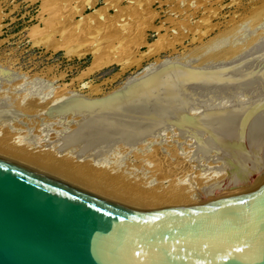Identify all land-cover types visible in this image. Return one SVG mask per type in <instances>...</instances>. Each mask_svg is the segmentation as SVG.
Wrapping results in <instances>:
<instances>
[{
  "label": "rangeland",
  "instance_id": "1",
  "mask_svg": "<svg viewBox=\"0 0 264 264\" xmlns=\"http://www.w3.org/2000/svg\"><path fill=\"white\" fill-rule=\"evenodd\" d=\"M93 27H98L99 31L93 32L91 30ZM262 36H264V0H90L87 2L84 0H0V92L5 91L4 95L0 97V147L18 149V151L27 153L32 156L31 158L37 159L41 164H46L50 170L55 169L58 173L69 172L73 176L72 180L69 179L65 182L105 198L107 197L101 193V188L110 189L114 193L123 191L134 196H140L143 189L154 191L153 188L157 186L154 183L157 180V173H153L150 177L149 174H142L140 168L131 165L134 163L131 160H134L135 151L125 156L126 161L117 159L115 153L121 151L125 143L135 142L139 148L144 149L150 144L159 142L160 140L154 137L146 139L148 137L144 138L145 136L125 142L120 136L130 131L148 129L147 126L151 127L152 125L153 127L155 123L157 124L152 119L154 114L157 115L159 111L163 112L168 107L174 108V110L172 109L174 112H179L177 110L179 109L184 114L183 108L186 106L184 107L182 102L183 92L179 98L177 90H175L176 92H169L164 87L162 88L163 91L166 90V92H162V95L168 94L167 98L173 101V107L163 104L164 106L161 105L157 106L156 109L148 110L138 107L139 105L135 109L129 104V109H135H132L133 112L148 113L146 116L149 118L145 116L143 122L140 116L144 115H140L132 121L129 118L120 120L96 117L95 113L97 112L90 114V117H87V113L85 116L77 113L55 115V113L49 112V108L74 100L108 99L107 101H109L129 85L144 78L154 79L151 77L156 76L162 67L176 64L188 66L194 71L205 69V71L214 72L212 77L218 79L214 81L217 82L218 86L207 84L194 88L189 108L196 111L195 113H202L209 106L213 109L220 106L214 102L219 97V93L222 92L224 94L226 92L231 101L241 91H243L244 96L246 93L247 95L248 93L254 95L250 94L246 96L247 98L245 97L248 101L252 100L251 103L247 102L251 106L246 104V100H242V103L241 101L231 103L232 108L229 103H227L229 105L226 104L227 109L231 108L232 111L236 112L239 119L237 121V124L240 125L239 129L241 132L245 131L244 134L241 133L243 135L236 134L238 136L234 135L227 138L222 134H212V136L208 132V134H202L200 133L201 125L200 127L189 126L186 128V132L191 131L189 134L197 135L196 138L198 139L204 138L203 141H201L202 139L198 141L187 134L186 137L179 134L182 137H179L181 139L178 141L180 145L178 143V146L174 147V150H179V152L173 153L178 159L189 163V170L185 172L186 177L182 182L163 181L159 188L170 190L172 187H181L185 182L193 180H197L201 184L207 181L209 185L221 183L230 184L229 187H234L231 185L238 184L237 181L242 180L241 169L243 167H246L242 171L247 175H244L246 180L242 182H251L256 177H261L258 176L259 174H264L260 169L263 168L262 171L264 170V161L261 159L264 157V134H262L264 133V125L263 128H256V125L253 124L257 119L251 117L249 119L248 117V113L251 111H255L258 116L264 117V53H262V51L264 52V45H262L264 44V37L257 38ZM218 40H224V43L213 46V43ZM250 40H254L253 43L256 47L249 43ZM256 42L261 43L260 48L262 50L258 48L259 45ZM256 49L258 50L256 51ZM259 55L263 56L259 57ZM257 67L258 69H256ZM160 68L161 70H159ZM221 79L225 81L223 82ZM169 81L170 79H167L166 83ZM173 85L175 84L173 83ZM28 88H30L29 91L32 90L31 88L34 91L32 90L28 96L23 95L26 94ZM52 88L59 92L56 95L43 96ZM28 92L27 94L30 93ZM256 92L258 94L260 92L259 97L256 96ZM176 93L178 96H175ZM186 93L185 95H187ZM254 96V100L251 99ZM172 97L177 99V102ZM178 104L180 105L178 106ZM234 105L235 107H233ZM237 105L242 106L239 107L240 112H238ZM252 105L254 106L252 107ZM22 106L30 108L29 111L26 109L25 112L27 113H25L23 108L21 109ZM189 108L188 111L192 112ZM199 108L201 109L200 112L197 111ZM17 111H19V115H17ZM221 112L212 117H217ZM34 113L42 114L36 117L40 120L36 119L40 128H32V125H28L31 119L28 120L26 115ZM23 115L25 119L20 120H23V124L28 125L29 128L23 124L20 126L16 124L17 121H20L17 119L23 118ZM15 116L16 119L14 120ZM44 117L55 120V124L51 126L52 123L44 121ZM26 120H28L27 124L24 123ZM214 120L216 119L214 118ZM100 121L101 123L98 125ZM216 123L213 122V125ZM86 126H94L96 127L94 129L100 130L96 133L97 137L93 131L90 132L95 138L85 132L81 136L80 142L77 140L71 147L68 146L69 143L66 139L68 135L75 134L79 129H84ZM190 127L193 128L190 130ZM246 127H248L247 130ZM41 130V133L38 132ZM45 131L49 135L51 132L54 133L53 139L57 138V142L45 141ZM33 132L39 137H34L35 133ZM198 132L200 134H197ZM250 135L253 139H250ZM177 136L175 138L169 137L166 140L175 143ZM231 137H234V140ZM210 139L211 141H209ZM244 139L248 141L246 142ZM212 141H214L213 145L211 144ZM252 141L256 143L255 147L253 146L254 152H250L253 149L250 146ZM208 142L211 147L219 143L222 151L219 152L214 148L218 146L219 149V145L212 148L208 147ZM223 142H228L231 145ZM222 143L227 146H223ZM181 144L185 146H181ZM195 145L199 151H202L200 148H204L202 154L207 156V159L203 156L205 160L197 161L196 153L198 152H194L197 150ZM232 147L234 150L238 148L237 154L234 150L232 153H235H230L229 149H233ZM109 148L111 149L109 150ZM127 148L131 151L130 147L125 146V149ZM226 148L228 149L226 150ZM214 149L220 154H217L218 152ZM257 149L262 154L259 151L257 153ZM103 150L105 151L103 152ZM106 150H109L108 152H111V156H113V159L108 163L103 161ZM247 150L250 153L245 155ZM185 151L188 153L181 154ZM238 154L240 155L237 158ZM242 155L245 156V159ZM0 156L9 158L4 154H0ZM173 158L171 156L168 159ZM254 158L255 160H253ZM10 159L23 163L11 157ZM128 160L131 163H127ZM259 161L263 164L262 167ZM135 163L138 164L137 161ZM23 164L42 173H48L53 177L58 176L48 169L45 171L27 163ZM247 167H251L252 170H247ZM251 171L255 172L252 173ZM251 174L252 176H250ZM80 182L86 185H82ZM92 185H98V190H94ZM197 191H190V194H195ZM111 200L116 201L115 199ZM131 206L151 210L144 205ZM152 210L158 211L157 209Z\"/></svg>",
  "mask_w": 264,
  "mask_h": 264
},
{
  "label": "water",
  "instance_id": "2",
  "mask_svg": "<svg viewBox=\"0 0 264 264\" xmlns=\"http://www.w3.org/2000/svg\"><path fill=\"white\" fill-rule=\"evenodd\" d=\"M213 73L169 65L109 101L74 100L49 112L87 117L97 112L96 117L120 120L144 115L143 121L146 113L132 110L138 105L173 107L162 95L164 87L177 90L179 98L183 92L185 116L159 114L153 122L173 126L178 117L199 123L201 117L190 116L188 108L194 88L218 86ZM203 122L201 133L210 132ZM150 132L145 128L120 138L128 142ZM0 264H264V175L196 208L156 212L108 200L0 156Z\"/></svg>",
  "mask_w": 264,
  "mask_h": 264
},
{
  "label": "bare ground",
  "instance_id": "3",
  "mask_svg": "<svg viewBox=\"0 0 264 264\" xmlns=\"http://www.w3.org/2000/svg\"><path fill=\"white\" fill-rule=\"evenodd\" d=\"M85 2H87V1H90V0H84ZM75 10V9H74ZM93 14V13H92ZM252 28V27H251ZM93 32H95V33H97L98 31H99V28L98 27H93V29H91ZM91 31V32H92ZM61 33V32H60ZM94 34V33H93ZM66 35V34H65ZM65 35H62V36H65ZM95 36V35H94ZM264 36H262V37H257V38H263ZM65 38V37H64ZM258 39V40H259ZM256 40V39H255ZM62 41H63V39H62ZM257 41V40H256ZM247 42V41H246ZM254 40H250V44L252 43L253 45H254ZM264 42V41H263ZM217 43V44H216ZM221 43H224V40H218V41H216V42H214L213 43V46L215 45H218V44H221ZM248 43V44H249ZM257 43V42H256ZM247 44V43H246ZM261 44V43H260ZM260 44H259V42L257 43V45H259L258 46V48H260ZM63 45V44H62ZM252 45V46H253ZM262 45H264V44H262ZM251 46V47H252ZM255 47H256V45H254ZM129 47V46H128ZM127 47V48H128ZM262 47V46H261ZM78 48V47H77ZM264 48V47H263ZM129 49V48H128ZM254 49V48H253ZM261 50H262V48H260ZM131 50V49H130ZM258 49H256V51H257ZM260 50V51H261ZM72 51V50H71ZM77 51V50H76ZM92 51H94V50H92ZM92 51H91V53H92ZM253 51V50H252ZM66 52H70V51H66ZM254 52V51H253ZM95 54H96V51L94 52ZM93 53V54H94ZM256 53H258V52H256ZM261 53V52H260ZM262 53H264L263 51H262ZM68 54V53H67ZM92 54V55H93ZM205 55V54H204ZM260 56H263V55H259V57ZM94 58H96V56H93ZM258 58V57H257ZM261 59V58H260ZM256 60V59H255ZM258 60V59H257ZM256 60V61H257ZM262 60V59H261ZM264 60V59H263ZM262 60V61H263ZM259 61V60H258ZM264 62V61H263ZM256 63V62H255ZM254 63V64H255ZM258 63V62H257ZM262 63V62H261ZM261 63H260V65H261ZM257 65H259V63L257 64ZM256 65V66H257ZM93 66V65H92ZM259 67V66H258ZM258 67L256 68V69H258ZM261 67H262V65H261ZM264 67V66H263ZM262 67V68H263ZM0 71H1V69H0ZM259 71V70H258ZM155 76V75H154ZM216 77V76H215ZM221 78V77H220ZM201 79V78H200ZM218 80V79H217ZM216 79H215V81H217ZM222 80V79H221ZM234 80V79H233ZM223 81V80H222ZM225 81V80H224ZM223 81V82H224ZM232 81V80H231ZM173 84V83H172ZM176 86H177V84H175ZM175 86V87H176ZM32 90H33V88H31ZM30 90V88H28V90H26L27 92ZM32 90L31 91H29L28 93L29 94H27V92H26V94L24 93L23 95H30L31 94V92H32ZM1 91V90H0ZM34 91V90H33ZM236 91V90H235ZM235 91H234V93H235ZM5 92V91H4ZM4 92L2 91V92H0V97L2 96V95H4ZM59 91H57V90H54L53 88L51 89V90H49V91H47V93H44L43 94V96H50V95H52V94H54V95H56L57 93H58ZM164 92H166V90L164 91ZM168 92V91H167ZM176 92V91H175ZM228 92V91H227ZM236 92H239V91H236ZM258 92V91H257ZM256 92V93H257ZM172 93H174V92H172ZM217 93H219V92H217ZM230 93V92H229ZM233 93V92H232ZM233 93V94H234ZM240 93H241V95H240ZM240 93H238V95H237V93H236V95L238 96H236V95H232V94H230V95H232V96H236V98H234V97H231V98H234L232 101H231V99L228 97V95H226L227 93L225 92V94L222 92V93H219V97H217V99H215V101L216 102H214L215 104H217V105H220V106H222L223 108H221L220 106H217L218 107V109H217V107H215L216 109H213L211 106H209V107H207L206 108V110H203L202 111V113H195L196 111H192L190 108V111H192V112H189L188 111V113H189V115L190 116H200L201 117V120H202V122L204 123V124H206V125H208V130L210 129V132H208V133H210L211 134V136H212V134H214V135H217V134H222V136H224V137H227V138H229L230 136H234V135H236V134H240L239 136H241V135H243L244 134V132H241V130L239 129V127H240V125H238L237 123V121L239 120L237 117V115H236V112H234V111H232L233 109H231L232 108V105H231V103H233V102H236L237 101V103H238V101H241V103H242V100H246V104H247V102H250V101H252V100H250V101H248L246 98V96H248V95H250L249 93H248V95H247V93L245 94L246 96H244L243 94V91H241ZM243 93V94H242ZM254 93H255V91H254ZM164 94V93H163ZM171 94V93H170ZM169 94V96H170V98H171V95ZM216 94V93H215ZM259 94H260V92H259ZM258 93H257V95L256 96H258L259 95ZM262 94V93H261ZM166 95V94H165ZM165 95H164V97H165ZM240 95V96H239ZM243 95V96H242ZM251 95H254V94H251ZM24 96V97H25ZM167 96H168V94L166 95V100H168L169 98H167ZM175 96H178L177 95V93H176V95ZM214 97H216L215 95H213ZM260 96V95H259ZM258 96V97H259ZM23 97V96H22ZM53 97V96H52ZM174 97V96H173ZM172 97V99L173 100H175V98H173ZM213 97V98H214ZM246 97V98H245ZM45 98V97H44ZM47 98V97H46ZM245 98V99H244ZM254 98H255V96L254 97H252L251 99H253L254 100ZM26 99V98H25ZM171 100V99H170ZM179 100V99H178ZM214 100V99H213ZM258 100V99H257ZM176 102H177V99L175 100ZM173 102V101H172ZM227 103H229L231 106V108H229V109H227V105H229V104H227ZM251 103V102H250ZM260 103V102H259ZM130 104V103H129ZM227 104V105H226ZM244 104V103H243ZM245 104V105H246ZM257 104V103H256ZM163 105V104H162ZM166 105V104H165ZM180 104H178V106H179ZM235 105H236V103H235ZM235 105L233 106V107H235ZM242 105V104H241ZM240 105V106H241ZM247 105H249V104H247ZM263 105V104H262ZM159 106V105H158ZM164 106V105H163ZM162 106V107H163ZM215 106V105H214ZM240 106H236V107H240ZM249 106H251V105H249ZM248 106V107H249ZM254 105H252V107H253ZM261 106V105H260ZM167 107V106H166ZM165 107V108H166ZM174 107H176V106H174ZM182 107V106H181ZM220 107V108H219ZM242 107V106H241ZM245 107V106H244ZM247 107V108H248ZM259 107V106H258ZM257 107V108H258ZM262 107V106H261ZM264 107V106H263ZM23 108V110H24V112L26 111V109H28V107L27 106H22L21 107V109ZM158 108V107H157ZM194 108V107H193ZM192 108V109H193ZM250 108V107H249ZM248 108V109H249ZM30 109V108H29ZM29 109L27 110V111H29ZM159 109H161V110H163L161 107H159ZM173 110H174V108H172ZM172 109H170L169 107L167 108V109H164L163 110V112L162 111H159L158 113L160 114H162V116H163V114H166V115H170V113H171V115H176V114H178L179 116L178 117H180V118H182V117H184L185 115L184 114H182V112H180V110L179 109H177V107H176V109L179 111V112H174ZM175 109V110H176ZM225 109H227V110H225ZM176 110V111H177ZM183 110H184V108H183ZM199 110H201L200 108L197 110L198 112H200ZM240 108H239V110H238V112H240ZM260 110V109H259ZM19 111H21V110H19ZM19 111H17V113L19 112ZM221 111H223V112H221ZM235 111H236V109H235ZM264 111V110H263ZM23 112V111H22ZM22 112H20L21 114H22ZM24 112H23V114H24ZM218 112H221L218 116H220L219 118H221V120H219V121H221L220 123H216V124H214V125H217V126H214L213 125V122L215 121L214 120V118H216V116L213 118L212 116H214V115H216V114H218ZM25 113H27V112H25ZM157 113V115H159ZM213 113H215V114H213ZM243 113V112H242ZM242 113H239V114H242ZM261 113H262V109H261ZM246 114V113H245ZM249 115H248V117H249V119H250V117L251 118H256L257 120L255 121L254 119V121H255V123H254V121H253V125H256V128H260V127H262L263 125H264V117L262 118L261 117V115L260 116H258V114L255 112V111H251L250 113H248ZM257 114V115H256ZM17 115H19V113L17 114ZM39 115H42V114H29V115H26V118H28V120L29 119H31L30 120V123H28V125L29 126H33L32 128H36V127H38V128H40L39 126H40V124H39V122L38 121H40L39 119H37L36 117L37 116H39ZM146 115H148V113H146ZM150 115V114H149ZM155 116H156V114H154ZM188 115V114H187ZM4 116V115H3ZM24 116V115H23ZM30 116V117H29ZM47 116V115H46ZM48 117V116H47ZM148 118H149V116H147ZM177 117V121H175L174 122V125L173 126H171V125H169V124H166V123H155L154 124V126L152 127V125H151V127L150 126H147V127H149L147 130H149V131H151L150 132V134H144V135H141V136H145L144 138H146V137H148V138H146V139H151V138H155V139H158V140H160L159 142H155V144H153V145H149L148 147H146V148H144V149H142V148H139L137 145V143H125V144H123L124 145V148L121 150V151H118V152H114L115 153V155L117 156L116 158L117 159H119V160H122V159H124L125 158V156H128L132 151H135V154H134V160H131L132 162L134 161V163H131V161H127V163L129 162V163H131V165H133V166H136V167H138V168H140L141 170V172H142V174H149L150 175V177L153 175V173L154 174H156L157 173V176H156V181H154V183H156V185L157 186H155L153 189H154V191L153 190H150V189H148L147 191L145 190V189H143V192L140 194V196H134L133 194H131V193H127V192H123V191H119V192H113L112 190H110V189H104V188H101V193L103 194V195H105L107 198H109L108 200H111V199H115L116 201H118V202H121V203H124V204H128V205H144V206H146V207H148L149 209H151V210H148V211H153L152 209H157L158 211H156V212H167V211H175V210H189V209H193V208H196L197 206H199V205H201V204H203V203H205V202H207V201H209V200H212V199H214V198H216V197H219V196H221V195H224V194H226V193H229V192H231V191H233V190H235V189H237V188H239V187H241V186H243V185H245L246 183H243L242 181H244V180H246V175L244 174V168H246V167H243V169H241V172H242V174H243V177H242V180L241 181H237V183L238 184H234V185H231V186H234V187H229L230 186V184L229 185H227V184H221V183H218V184H213V185H209L208 184V182L207 181H204L202 184H201V182H199L198 183V181L197 180H193V181H188V182H185L184 184H182L181 185V187H172L170 190H162V189H160L159 188V186H161L162 184H163V181H171V180H173L174 182H178V181H180V182H182L184 179H185V177H186V175H185V172L186 171H188L189 169V163L186 161H182L181 159H178V157L175 155V153L176 152H179V150H177V151H175L174 150V147L175 146H178L177 144L179 143L178 141H181V139L180 138H182V137H184L186 134L188 135V136H191L192 138H196L197 137V135H195V136H193L192 134H189V132H191V131H189L188 133L186 132L187 131V127H189V126H199L200 127V125L201 126H203V124H202V122H199V123H186V122H184V121H181L180 120V118H178ZM240 117V116H239ZM245 117V116H244ZM18 118V117H17ZM40 118V117H39ZM127 118V117H126ZM153 118V117H152ZM213 118V119H212ZM242 118V117H241ZM16 119V116L14 117V120ZM20 119H25V116L23 117V118H19V119H17V120H20ZM38 121H37V120ZM150 119H151V117H150ZM217 119V118H216ZM28 120H26V122H24L25 124H27V121ZM43 120L44 121H49V122H51L52 123V125L51 126H53V124H55V120H50V119H47L46 117H44L43 118ZM42 120V121H43ZM132 121H134L133 119H131ZM130 120V121H131ZM149 120V119H148ZM207 120V121H206ZM244 120V119H243ZM23 120H20V121H17V125L18 126H20V125H22L23 124V122H22ZM246 121V120H245ZM143 122V121H142ZM148 122V121H147ZM241 122V121H240ZM244 122V121H243ZM100 123H101V121L98 123V125H100ZM150 123V122H149ZM242 123V122H241ZM248 123V122H247ZM246 123V124H247ZM121 124H122V121H121ZM146 124H148V123H146ZM151 124V123H150ZM153 124V123H152ZM249 124V123H248ZM252 124V123H251ZM28 125H24L23 124V126H28ZM176 125V126H175ZM22 126V127H23ZM29 126H28V128H29ZM43 126V125H42ZM119 126H121V125H119ZM244 126H245V124H244ZM247 126H249V125H247ZM44 127H46V126H44ZM253 127V126H252ZM24 128H26V127H24ZM46 128H48V127H46ZM55 128V127H54ZM91 128V129H90ZM94 128H96V127H94V126H86V127H84V129H79L75 134H69L68 135V137L66 138L67 139V142L69 143V145L68 146H72V144L73 143H76L77 142V140H79L78 142H80V140L82 139L81 138V136L86 132V134L87 135H90L91 134V137L92 138H95V137H97V135H96V133H98V132H100V130H97V129H94ZM191 128H193V127H190V130H191ZM212 128H213V130H212ZM263 128V127H262ZM51 129H53L52 127H51ZM50 129V130H51ZM55 129H57V128H55ZM194 129H196V128H194ZM241 129H243V126H241ZM248 129V127H246V130ZM249 129H251L250 128V126H249ZM54 130V129H53ZM200 130V129H199ZM254 131H255V129H253ZM29 131V130H28ZM58 131L59 132H61V130L60 129H58ZM90 131H93V133L95 132V137L94 136H92V133L90 132ZM182 132V133H180V132ZM243 131V130H242ZM38 132H42V130L41 131H38ZM90 132V133H89ZM194 132V131H193ZM33 133H35V132H33ZM50 133V132H49ZM52 133V132H51ZM50 133V135L45 131V134H44V136H45V141H53V142H57V138H55V139H53L54 138V133H52L51 134ZM172 133V134H171ZM201 133V132H200ZM199 132L197 133V134H200ZM207 133V134H208ZM241 133H243V134H241ZM251 134H252V131L250 132ZM255 133V132H254ZM179 134H181L182 135V137H181V135H179ZM203 134V133H202ZM261 134V133H260ZM262 134H264V133H262ZM49 135V136H48ZM60 135V134H59ZM94 135V134H93ZM176 135H178L177 137H176V139H177V141L175 142V143H171L170 141H167L166 139L167 138H169V137H174L175 138V136ZM238 135H236V136H238ZM248 135V134H247ZM140 136V137H141ZM188 136H187V138H188ZM202 136V135H201ZM206 136V135H205ZM204 136V137H205ZM211 136H208V137H211ZM218 136H220V135H218ZM221 136V137H222ZM253 136V135H252ZM255 136H256V138H257V135L255 134ZM34 137H39V135H37L36 133H35V136ZM56 137V136H55ZM180 137V138H179ZM186 137V136H185ZM203 137V136H202ZM248 137V136H247ZM250 137V139H253L252 137H251V135L249 136ZM249 137H248V139H249ZM86 138H88V137H86ZM213 138H214V136H213ZM216 139L215 140H217V137H215ZM219 138V137H218ZM233 140H234V137H231ZM244 138V137H243ZM138 139H140V138H138ZM198 141L200 140V139H202L201 137H200V139H198V138H196ZM222 139V138H221ZM225 139V138H224ZM231 139V140H232ZM246 139V138H245ZM244 139V141H246ZM249 139V140H250ZM203 140H205L204 138L201 140V141H203ZM213 140V139H212ZM223 140V139H222ZM221 140V141H222ZM225 140H227V139H225ZM236 140H237V138H236ZM255 140V139H254ZM261 140H263V139H261ZM188 141V140H187ZM209 141H211V139L209 140ZM228 141V140H227ZM230 141V140H229ZM241 141V140H240ZM248 141V140H247ZM246 141V142H247ZM213 142L214 141H212V145H213ZM219 142V141H218ZM231 142H233V141H231ZM235 142V141H234ZM241 142H243V141H241ZM253 142V143H252ZM251 142V147L253 148L252 149V151H250V152H254L253 150L255 149L254 147H255V142L254 141H252ZM258 142H259V140H258ZM263 142V141H262ZM197 143H201V142H197ZM203 143V142H202ZM224 143V142H223ZM222 143V144H223ZM228 143V142H227ZM226 142L224 143V144H227ZM245 143V142H244ZM47 144H49V143H47ZM195 144V143H194ZM207 144V143H206ZM223 144V146H227V145H224ZM228 144H230V143H228ZM233 144V143H232ZM247 144V143H246ZM75 145V144H74ZM179 145H180V143H179ZM182 145H184V144H181V146ZM197 145V144H196ZM195 145V146H196ZM199 145V144H198ZM203 145V144H202ZM204 145H205V142H204ZM210 144H209V142H208V147H211V145L209 146ZM215 145H219V149L221 148L220 147V144L218 143H216V144H214V146ZM231 145V144H230ZM238 145V144H237ZM237 145H235V147H237ZM241 145V144H240ZM243 145V144H242ZM257 145H259V144H257ZM125 146L126 147H130L129 149L131 150V151H129L128 150V148L127 149H125ZM185 146V145H184ZM183 146V147H184ZM214 146H212V147H214ZM222 146V147H223ZM249 146V147H250ZM254 146V147H253ZM260 146H261V143H260ZM197 147V146H196ZM195 147V148H196ZM202 147H204V146H202ZM206 147V146H205ZM207 147V148H208ZM211 147V148H212ZM228 147H230V146H228ZM239 147V146H238ZM240 147H242V146H240ZM245 147H247L246 145H245ZM250 147V148H251ZM113 148V147H112ZM214 148H216L219 152L220 151H222V149H218V146L217 147H214ZM224 148V147H223ZM233 148V147H232ZM243 148V147H242ZM241 148V149H242ZM258 148V147H257ZM261 148V147H260ZM111 148H109V150H110ZM182 149H184V148H182ZM197 149V150H196ZM195 150L196 151H194L195 153L196 152H198V153H196V155L198 156L196 159H197V161H203V159L205 160V158L207 157H205L202 153H204V152H202L203 151V149L204 148H200V149H202V151H199L198 149V147L196 148ZM216 149H214V150H216ZM228 148H226V150H227ZM238 149V148H237ZM236 149V150H237ZM264 149V148H263ZM109 150H106V153H104V158H103V161L105 162V163H108L110 160H112L113 159V156H111V152H108ZM190 150V149H189ZM207 150V149H206ZM211 150V149H210ZM216 150V151H217ZM232 150H234V148L233 149H229V151H231L230 153H232ZM236 150H234L235 152H236ZM243 151H245L244 149H242ZM260 150H262V149H260ZM105 150H103V152H104ZM183 151V150H182ZM217 151V152H218ZM224 152H226L225 150H223ZM229 151H228V153H229ZM239 151H241L240 149H239ZM258 151H259V149H257V153H258ZM263 151V150H262ZM173 152H175V153H173ZM201 152V153H200ZM206 152V151H205ZM215 152V151H214ZM217 153V154H220V153ZM235 152H233V153H235ZM246 152V151H245ZM244 152V153H245ZM248 150H247V153H245V155L246 154H248ZM249 152V153H250ZM260 153H261V151H259ZM186 153H188V151H185V152H183V153H181V154H186ZM209 153V152H208ZM223 153V152H222ZM227 153V154H228ZM229 153V154H230ZM232 153V154H233ZM0 154H4V155H6V156H8L9 158H6V157H3V156H1V157H3V158H6V159H8V160H11L10 159V157L11 158H14V159H17V160H19V161H21V162H23V163H27V164H30V165H32V166H34V167H38V168H42L43 170H50L49 169V167L46 165V164H41L37 159H34V158H31L32 156L31 155H29V154H27V153H24V152H22V151H18V149H11V148H5V147H0ZM107 154V155H106ZM236 154H237V152H236ZM241 154V153H240ZM240 154H238L236 157L238 158V156L240 155ZM242 154H243V152H242ZM253 154V153H252ZM262 154V153H261ZM179 155V154H178ZM210 155V154H209ZM171 156H173L174 158L173 159H168L169 157H171ZM203 156L205 157V158H203ZM229 156H231V155H229ZM248 156V155H247ZM257 156V155H256ZM258 156H260V155H258ZM232 157H234L233 155H232ZM241 157V156H240ZM239 157V158H240ZM242 157H243V155H242ZM245 157V156H244ZM243 157V158H244ZM262 157H263V155H262ZM247 158V157H246ZM258 158V157H257ZM259 158H261V157H259ZM264 158V157H263ZM263 158H261L263 161H264V159ZM207 159V158H206ZM245 159V158H244ZM236 160V159H235ZM248 160V159H247ZM253 160H255V158L253 159ZM252 160V161H253ZM259 160V159H258ZM11 161H13V162H16V163H18V164H21V165H24V166H27V165H25V164H23V163H19V162H17V161H15V160H11ZM124 161H126L125 159H124ZM135 161H137V163L138 164H136L135 163ZM240 161V160H239ZM242 161H244L245 162V160H243L242 159ZM248 161H250V159L248 160ZM262 161V162H263ZM241 162V161H240ZM254 162V161H253ZM252 162V163H253ZM238 163V162H237ZM241 163H243V162H241ZM246 163V162H245ZM254 163H256V162H254ZM257 163H258V161H257ZM240 164V163H239ZM238 164V165H239ZM244 164V163H243ZM243 164H241V166H243ZM248 164H251V163H248ZM259 164L261 165V167L263 166V164H261L260 163V161H259ZM245 165H247V164H245ZM248 166V165H247ZM253 166V165H252ZM257 166H259L258 164H257ZM27 167H29V166H27ZM227 167V166H226ZM260 167V166H259ZM29 168H32V167H29ZM117 168V167H116ZM248 168V167H247ZM33 169V168H32ZM238 169V168H237ZM240 169V168H239ZM250 169H251V167L250 168H248L247 170H249L250 171ZM261 169V172L262 173H264L263 171H262V169L263 168H260ZM236 170V169H235ZM243 170V171H242ZM252 170V169H251ZM191 171V170H190ZM245 171H246V169H245ZM50 172H53V173H56L58 176L57 177H55V178H57V179H59V180H62V181H67V180H69V179H71L72 180V175L69 173V172H64V173H58V172H56L55 171V169H53V170H50ZM237 172H239L238 170H237ZM236 172V173H237ZM252 172V171H251ZM250 172V173H251ZM253 172H255V171H253ZM252 172V173H253ZM46 174V173H45ZM47 175H50V174H48L47 173ZM245 175V176H244ZM254 175V174H253ZM257 175V174H256ZM255 175V176H256ZM264 174H262V175H258V176H263ZM51 176V175H50ZM235 177L237 176V175H234ZM239 176V175H238ZM250 176H252V174L250 175ZM249 176V177H250ZM255 176H253V177H255ZM53 177V176H52ZM234 177V178H235ZM245 177V179H243ZM248 177V178H249ZM241 178V177H240ZM251 179H253V178H251ZM256 179H257V177H256ZM236 180V179H235ZM239 180V179H238ZM250 180V179H249ZM248 180V181H249ZM67 183V182H66ZM198 183V184H197ZM236 183V182H235ZM249 183V182H248ZM71 184V183H70ZM80 184H82V185H86V184H84V183H81L80 182ZM197 184V185H196ZM73 185V184H72ZM75 186V185H74ZM225 186H227V187H225ZM225 187V188H224ZM92 188L94 189V190H98V185H92ZM83 189V188H82ZM85 190V189H84ZM195 190H198L197 191V193L195 192V194H190V191H195ZM87 191V190H86ZM146 191V192H145ZM89 192V191H88ZM93 193V192H92ZM94 194H96V193H94ZM190 194V195H189ZM96 195H98V194H96ZM105 198V197H104ZM106 198V199H107ZM141 209H144V208H141ZM144 210H147V209H144Z\"/></svg>",
  "mask_w": 264,
  "mask_h": 264
}]
</instances>
